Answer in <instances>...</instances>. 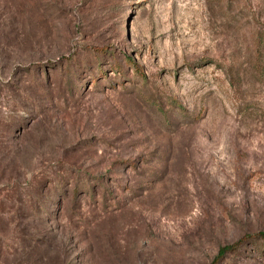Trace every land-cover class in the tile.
<instances>
[{
  "label": "rangeland",
  "instance_id": "1",
  "mask_svg": "<svg viewBox=\"0 0 264 264\" xmlns=\"http://www.w3.org/2000/svg\"><path fill=\"white\" fill-rule=\"evenodd\" d=\"M0 264H264V0H0Z\"/></svg>",
  "mask_w": 264,
  "mask_h": 264
},
{
  "label": "trees",
  "instance_id": "2",
  "mask_svg": "<svg viewBox=\"0 0 264 264\" xmlns=\"http://www.w3.org/2000/svg\"><path fill=\"white\" fill-rule=\"evenodd\" d=\"M262 237H263V235H261ZM235 247L236 246H238V244L237 245H234ZM233 246V247H234ZM232 246L231 247H224V248H220L219 249V251H218V255H217V257L218 256H221L222 254H224L226 251H231V250H236L235 248H233Z\"/></svg>",
  "mask_w": 264,
  "mask_h": 264
}]
</instances>
